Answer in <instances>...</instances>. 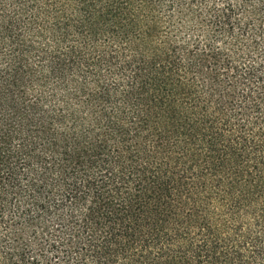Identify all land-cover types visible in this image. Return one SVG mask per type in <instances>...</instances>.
I'll use <instances>...</instances> for the list:
<instances>
[{"label": "trees", "instance_id": "1", "mask_svg": "<svg viewBox=\"0 0 264 264\" xmlns=\"http://www.w3.org/2000/svg\"><path fill=\"white\" fill-rule=\"evenodd\" d=\"M0 264H264V0H0Z\"/></svg>", "mask_w": 264, "mask_h": 264}]
</instances>
